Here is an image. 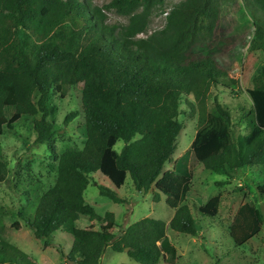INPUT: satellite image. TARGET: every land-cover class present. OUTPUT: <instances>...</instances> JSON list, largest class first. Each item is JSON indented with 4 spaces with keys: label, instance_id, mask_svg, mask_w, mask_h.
<instances>
[{
    "label": "trees",
    "instance_id": "trees-1",
    "mask_svg": "<svg viewBox=\"0 0 264 264\" xmlns=\"http://www.w3.org/2000/svg\"><path fill=\"white\" fill-rule=\"evenodd\" d=\"M222 1L184 0L167 13L163 29L141 37L166 0H111L103 6L89 0H0V138L5 127L12 130L23 116H35L34 143L46 145L58 161L52 166L55 184L38 196L33 212L21 210L19 216L46 246L60 231L71 234L70 252L57 248L68 264H101L108 247L126 251L141 264H177L180 256L169 229L198 236L199 219L218 217L221 195L205 205L188 202L194 179L188 154L164 171L183 129V95L193 96L187 107L199 115L188 153L229 180L230 170L247 166L264 174V65L248 89L255 118L248 135L236 134L231 111L218 100L208 111L211 88L225 74L214 46ZM244 3L256 27L251 50L264 51V0ZM109 10L128 17V23H111ZM73 86L82 90L87 139L82 149L59 154L54 97L65 98ZM78 116V111L70 113L64 125ZM96 172L115 187L98 185L100 194L117 204L129 202L118 192L128 177L139 193L154 187L153 199L166 196L172 219L145 217L121 230L114 212L101 216L86 202ZM8 174L0 143V184ZM79 220L88 225L81 227ZM263 225L261 208L245 202L228 232L236 246H243ZM12 227L20 230L22 224L16 221ZM5 229L0 222V264H40L7 241Z\"/></svg>",
    "mask_w": 264,
    "mask_h": 264
},
{
    "label": "rangeland",
    "instance_id": "rangeland-1",
    "mask_svg": "<svg viewBox=\"0 0 264 264\" xmlns=\"http://www.w3.org/2000/svg\"><path fill=\"white\" fill-rule=\"evenodd\" d=\"M93 5L103 6L111 0H89ZM184 0H166L164 10L158 11L152 17L147 32L141 37L161 30L166 25V15ZM245 0H223L219 28L214 37L217 60L225 71L218 85H213L208 96V111H213L218 100L228 108L233 117L234 130L237 135H248L254 125L253 103L248 89L254 87V78L264 65V51L251 50L254 44L256 27L253 18L248 14ZM111 23L126 25L128 17L118 14L115 10L107 11ZM59 107L57 124L59 133L56 136V148L59 154L66 150L82 149L87 139L86 120L82 108V90L68 87L65 98L59 94L54 97ZM193 96L183 95L179 120L183 129L176 140V150L164 171L171 169L175 161L188 154V160L194 170V179L188 195V202L205 205L215 195H221L219 215L215 220L205 216L199 219L200 232L198 236L181 234L169 229V236L177 246L179 260L177 264H264V225L259 235L253 237L243 246H236L228 232L237 209L245 202L261 208L264 213V174L254 167L230 170L232 178L207 170L189 152L197 129L199 115L187 107ZM78 111L79 116L64 125L67 115ZM8 111L7 113H9ZM35 116H23L12 130L5 127V134L0 138L2 150L9 163L7 180L0 184V222L6 227L4 237L40 264H66L57 250L62 246L68 254L72 248L73 237L67 232H58L54 244L46 246L37 238L20 218L21 210L33 212L38 203V196L48 191L56 182V170L52 168L58 161L51 155L46 145L34 143L36 132L33 121ZM40 118V116H39ZM123 146L119 142L117 149ZM227 181L226 184H221ZM98 185L115 189L112 182L100 172L92 175V181L85 191V199L96 212L104 216L114 212L121 230L145 217H154L168 223L173 217V210L166 204V196L161 195L155 201L153 190L139 193L135 190L132 179L128 177L125 185L118 192L120 196L129 199L128 203L117 204L110 198L102 196ZM26 191L29 193L27 194ZM30 200V202L28 201ZM194 214L198 216L195 210ZM20 221L22 227L16 230L13 223ZM79 225L85 227L88 221L79 220ZM119 228L115 229L118 233ZM68 264V263H67ZM101 264H141L124 252H114L108 247ZM158 264H164L159 262Z\"/></svg>",
    "mask_w": 264,
    "mask_h": 264
},
{
    "label": "crops",
    "instance_id": "crops-1",
    "mask_svg": "<svg viewBox=\"0 0 264 264\" xmlns=\"http://www.w3.org/2000/svg\"><path fill=\"white\" fill-rule=\"evenodd\" d=\"M78 259H81V257L79 256Z\"/></svg>",
    "mask_w": 264,
    "mask_h": 264
}]
</instances>
